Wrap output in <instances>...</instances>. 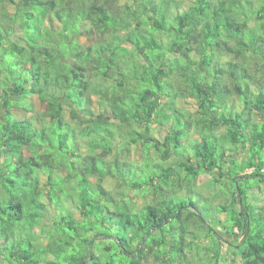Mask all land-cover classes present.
<instances>
[{"label": "trees", "instance_id": "1", "mask_svg": "<svg viewBox=\"0 0 264 264\" xmlns=\"http://www.w3.org/2000/svg\"><path fill=\"white\" fill-rule=\"evenodd\" d=\"M261 183L264 0H0V264H264Z\"/></svg>", "mask_w": 264, "mask_h": 264}, {"label": "rangeland", "instance_id": "2", "mask_svg": "<svg viewBox=\"0 0 264 264\" xmlns=\"http://www.w3.org/2000/svg\"><path fill=\"white\" fill-rule=\"evenodd\" d=\"M81 40L84 42V43H87V44H90V43H93V38H92V36L89 34V35H87V36H83V37H81ZM26 102L28 103V104H30V105H33L35 108H36V110L38 111V112H41V111H43V109H44V106H45V104H44V102H42L38 97H33V98H31V99H29V100H26ZM186 106H191L192 108H193V105L191 104V103H186L185 104ZM193 109H195V108H193ZM19 114L20 115H22V116H24V115H26L27 114V110L26 109H19ZM81 149L84 151L85 149L83 148V147H81ZM135 157H140L139 156V153H137L136 154V156ZM130 158H132V157H130ZM253 170V168H249V169H247L246 171L248 172V173H250L251 171ZM217 172V171H216ZM253 182H254V180H252ZM221 180H219L218 182L217 181H214V176H212V174L211 173H208V174H205V175H202V176H200V178H199V183H200V185H201V188H202V190L204 191V193L205 194H208V193H210V191H212V190H218V189H220V187H221ZM256 184H258V182L256 183ZM261 188L262 189H258L257 187H255L254 188V190H251V195H253V196H259V198H258V200L260 199V198H262V200H259V201H261V203H264V183H261ZM263 190V191H262ZM258 193H257V192ZM257 200V201H258ZM143 201H144V199H142V198H138V202L140 203V204H143ZM55 215V211H54V208L51 206L50 207V212H48L47 213V215H46V217H45V219H44V221H43V224L45 225V226H49L50 225V220L52 219V217ZM227 236V235H226ZM228 239H231L232 241H234V242H236V243H238V241L235 239V236H233V235H231V234H229L228 236ZM228 259H229V257H228Z\"/></svg>", "mask_w": 264, "mask_h": 264}]
</instances>
